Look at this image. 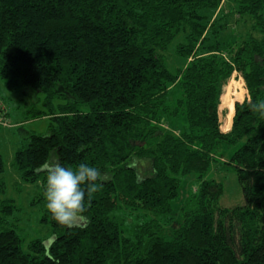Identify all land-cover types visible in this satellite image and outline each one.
<instances>
[{
    "label": "trees",
    "instance_id": "16d2710c",
    "mask_svg": "<svg viewBox=\"0 0 264 264\" xmlns=\"http://www.w3.org/2000/svg\"><path fill=\"white\" fill-rule=\"evenodd\" d=\"M228 1L261 39L224 43L223 0H0V88L10 95L0 94V126L1 105L17 95L32 102L23 123L50 121L14 155L22 180L44 202L46 163L99 171L71 227L45 210L48 247L0 214V264H264V117L252 110L264 101V0ZM234 72L247 90L235 112L230 85L220 100ZM219 170L237 180L243 199L232 209L221 206ZM187 177L196 191L176 219ZM5 203L0 213L11 212ZM120 207L173 215L170 238L156 221L126 236L113 216Z\"/></svg>",
    "mask_w": 264,
    "mask_h": 264
},
{
    "label": "rangeland",
    "instance_id": "374dc122",
    "mask_svg": "<svg viewBox=\"0 0 264 264\" xmlns=\"http://www.w3.org/2000/svg\"><path fill=\"white\" fill-rule=\"evenodd\" d=\"M234 7L236 6H234L233 1L223 0L221 9L217 12V14L221 11L225 14L229 13V15L226 16L227 21L224 22L227 23V30L223 36L224 43L236 47L239 43L246 42L250 37L261 39V36L252 29V22L249 18L241 19L235 13L231 12L236 10ZM224 23L222 22V24ZM221 56L226 60L230 59V56L226 53H222ZM169 57L173 64H175V60L172 59L173 52L169 54ZM235 82L237 85H235ZM229 85L230 87L225 96V104L228 106L233 104L235 112V104L243 102L247 96L246 84L242 74L240 72H234L231 77L223 83L220 100L225 88ZM0 94L10 97L8 92L2 88H0ZM1 107L6 108L5 112L7 113V117L10 118L7 119L6 122L7 117H5L4 124L7 125L0 126V153L5 164V171L2 176H0V197L3 201H6L5 206L11 207V212L5 214L2 211L0 213L1 217L8 223L9 227L16 230L18 234L28 242L40 239L44 241L45 246L48 247L51 242L50 239H52V233L50 223L43 220L46 215V209L44 207V202L40 200V191L35 185L22 180L14 163V155L18 148L27 142L26 138L29 133L37 135L47 134L50 121L33 120L23 123V120L31 115L32 111L30 109L32 108V102L29 99H21L19 95L11 98V100L8 99L7 103L2 104ZM226 113L227 110H220L221 130L225 129L227 121H229ZM160 127L164 129L170 128L167 121L165 122L164 119ZM20 129H22V131ZM171 129L172 128H170L169 131H171ZM139 166L140 169L143 167L144 171L149 172V163H140ZM219 171L220 174L218 173L217 177L222 176L220 178L224 180L228 188L224 200L221 201V206L223 208L232 209L239 205L243 199L240 189L238 188L237 180L232 175L227 174L226 171H224L226 175L221 173V170ZM188 178L190 177H187L186 181H184V185H182L180 199L175 205L177 212L175 214L176 219L181 218V212L189 206L186 201L190 198L192 193L196 191L195 181ZM113 216L120 224L124 234L128 237H132L138 227L144 226L147 223L149 224L151 221H156V224H158L156 228L158 235L166 239L171 236V223L169 221L174 219L173 215L156 217L150 213L133 212L125 207H120Z\"/></svg>",
    "mask_w": 264,
    "mask_h": 264
},
{
    "label": "clouds",
    "instance_id": "9594fccd",
    "mask_svg": "<svg viewBox=\"0 0 264 264\" xmlns=\"http://www.w3.org/2000/svg\"><path fill=\"white\" fill-rule=\"evenodd\" d=\"M252 110L264 117V101L254 103ZM44 168V207L58 224L71 227L87 211L86 198L97 190L99 171L84 163L73 169L59 161L46 163Z\"/></svg>",
    "mask_w": 264,
    "mask_h": 264
},
{
    "label": "bare ground",
    "instance_id": "6f19581e",
    "mask_svg": "<svg viewBox=\"0 0 264 264\" xmlns=\"http://www.w3.org/2000/svg\"><path fill=\"white\" fill-rule=\"evenodd\" d=\"M235 85H237V83L235 82ZM238 100H240V99H238Z\"/></svg>",
    "mask_w": 264,
    "mask_h": 264
}]
</instances>
